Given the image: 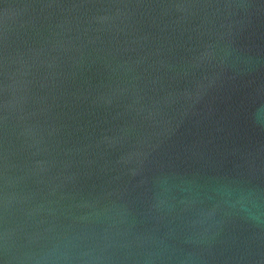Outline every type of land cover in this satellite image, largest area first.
Instances as JSON below:
<instances>
[{"label": "water", "instance_id": "95a60500", "mask_svg": "<svg viewBox=\"0 0 264 264\" xmlns=\"http://www.w3.org/2000/svg\"><path fill=\"white\" fill-rule=\"evenodd\" d=\"M0 264H264V0H0Z\"/></svg>", "mask_w": 264, "mask_h": 264}]
</instances>
